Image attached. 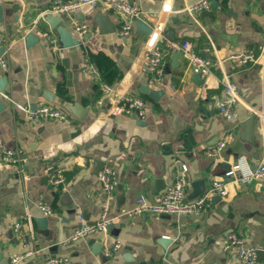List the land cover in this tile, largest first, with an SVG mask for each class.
<instances>
[{
  "label": "crops",
  "instance_id": "obj_1",
  "mask_svg": "<svg viewBox=\"0 0 264 264\" xmlns=\"http://www.w3.org/2000/svg\"><path fill=\"white\" fill-rule=\"evenodd\" d=\"M51 1L0 0L3 55L10 65L7 74H0V79L9 78L8 95L0 93L5 106L0 112V264H9L24 251L15 232L18 222L41 249L38 260L26 264H44L50 256L66 258L65 264H237L236 252L225 244L232 231L259 249L257 264H264V178L252 185L231 183L229 195L215 196L201 216L124 215L140 196L158 202L183 165L188 167L191 200L196 190L205 191L224 178L227 164L243 160L253 170L263 159L264 0H218L215 8L213 0L210 9L196 16L186 8L198 0H127L158 17L151 35L135 27L128 37L117 34L120 20L101 1L63 17L81 41L70 49H61L42 19L49 15ZM97 13L110 16L115 33L99 34L93 21ZM30 17L33 24L27 22ZM76 23L90 30L80 37ZM170 31L175 42L191 43L196 53L212 60L211 72L202 81L183 56L172 67V52L165 59L171 72L164 73V84L149 85L142 61L153 49L165 47ZM27 32L40 38L31 48L26 47ZM246 50H253L259 61L243 64L232 58ZM89 63L99 78L84 70ZM223 76L239 89L233 121L223 118L218 108L229 99ZM104 85L113 90L107 97ZM145 85L156 96L141 93ZM47 93L53 94V102L46 100ZM130 95L146 101L144 119L135 112L114 114L121 98ZM43 104L62 109L70 122L33 123L17 108L36 110ZM76 104L85 108L81 119L68 109ZM253 116L256 120L247 124ZM223 138L228 143L221 158L207 157L204 152ZM8 149L21 150L20 163L7 161ZM104 167L118 179L108 212L114 232L64 245L81 225L80 216L87 223L100 219L107 202L98 177ZM57 171L65 177L58 186L51 182ZM40 203L49 205L53 214L45 216ZM37 218H47L46 227ZM161 238L170 242L163 246ZM115 244L121 247L106 257L105 250Z\"/></svg>",
  "mask_w": 264,
  "mask_h": 264
},
{
  "label": "built area",
  "instance_id": "obj_2",
  "mask_svg": "<svg viewBox=\"0 0 264 264\" xmlns=\"http://www.w3.org/2000/svg\"><path fill=\"white\" fill-rule=\"evenodd\" d=\"M105 2L115 12L120 20V27L117 34L121 37H128L134 31L136 22L144 19L145 12L136 4L127 0H52L47 13L50 15H57L60 17L76 16L81 12L86 5L95 6L99 2ZM213 0H198L196 3L188 6L186 11L192 16L210 9ZM77 34L82 37L90 30L86 24L74 25ZM215 48L214 44L211 43ZM3 46V38L0 32V48ZM209 51V50H208ZM264 53V45L261 47ZM172 52H182L183 57L188 60L190 70L192 73H200L206 76L211 72L212 60L206 56L196 53L191 43L175 41H168L163 48H155L142 61V71L149 77V85L162 86L164 84V67L166 56ZM234 59H239L241 63H257L260 57L256 56L253 50H246L240 56H233ZM10 65L8 59L2 54L0 55V74L5 75L9 72ZM84 70L93 77L99 78L97 69L90 63L86 64ZM223 91L229 95V99L220 103L218 108L220 115L228 121L235 119L234 101L238 99V86L230 81L229 76L222 78ZM104 95L107 97L113 92L112 87L104 85L102 87ZM24 111L28 118L33 123H41L48 120H56L61 122H70V116L62 109L50 104H43L36 110L30 107L17 106ZM137 113L142 119L146 115V101L135 95L125 96L121 98L114 114H130ZM228 143L227 138H223L216 147L210 148L204 152L207 157L221 158L222 152ZM21 150L8 149L5 151L7 161L18 164L21 161ZM188 167L183 165L180 174L176 180L166 187L164 195L158 202L152 203L145 196H140L137 199L136 206L126 212L124 215L134 217L142 214L147 215H168V216H201L207 209L210 208L211 202L215 196L225 198L229 195L230 184H244L252 185L264 178V157L260 163L251 169L243 160H239L236 164L230 165V168L224 173V178L214 180L210 187L206 189L200 196L191 200L187 199V191L189 182L186 178ZM99 181L102 189L106 195L107 202L102 209L101 217L94 223H87L84 217L80 216L81 225L73 232V234L64 240L63 244H71L81 239H85L94 233L108 234L107 228L114 219L108 217L110 203L113 200L116 188L118 186V179L116 174L109 168L104 167L99 172ZM52 184L58 186L65 182V177L61 171H57L52 175ZM39 208L45 216L53 214L52 208L40 203ZM117 219V218H115ZM15 232L22 242L24 251L21 254L15 255L11 258L9 264H26L28 261L35 262L38 260L41 249H38L35 242L27 235L20 222L15 225ZM225 244L229 249L236 252L237 264H257L259 260V249L257 247L247 246L244 237L237 232H229L225 238ZM120 244H115L112 249H106V257L111 256L114 251L120 248ZM66 258L50 256L45 260L44 264H65Z\"/></svg>",
  "mask_w": 264,
  "mask_h": 264
},
{
  "label": "water",
  "instance_id": "obj_3",
  "mask_svg": "<svg viewBox=\"0 0 264 264\" xmlns=\"http://www.w3.org/2000/svg\"><path fill=\"white\" fill-rule=\"evenodd\" d=\"M219 2L218 0L214 1L212 3V6L215 8L216 6H218ZM42 9V6L38 8V10ZM111 14H114V10L112 9L110 11ZM110 16H104L101 13H97L93 16V21L96 23V25L98 26V31L100 35H106V34H111V33H115L116 32V25L110 20L109 18ZM4 19V5L0 2V24H2ZM44 22H46L49 27L50 30L52 32H54L57 35L58 38V43L61 47V49H70V48H74L77 47L81 44V41L78 40L77 38H75L69 28V25L66 24L65 20L57 15H46L45 17L42 18ZM148 22L149 24H147L146 22ZM176 22V20H174ZM27 22L29 24H33L34 20L32 17L27 19ZM158 22V17L156 16H151L148 13L144 14V19L143 20H139L136 22V30L138 33H142V34H147V35H151L154 31L153 27H156ZM172 31H170L168 33L169 37H170V41H175V38L171 35ZM46 36H49L48 34H46ZM25 42H26V47L27 48H31L32 46L36 45L38 42H40V38L38 36H36L34 33L31 32H27L26 36H25ZM5 51V48L2 47L0 48V55H2ZM173 56V61L171 66L172 67H178L180 64H178V59L181 58L183 56L182 52H173L172 54ZM171 66L170 65H166L165 66V70L164 73L168 74L171 72ZM195 77L198 81H202V74L197 73L195 74ZM8 85H9V78L6 75L5 77L0 79V93L4 94V95H8L9 91H8ZM141 93L145 94V95H150V96H156V90L150 88L149 86L145 85L141 88ZM53 94L47 93L45 95V98L47 101L49 102H53ZM5 109V106L3 104V102L0 100V112H2ZM68 109L73 112L79 119H81V116L84 114V110L85 108H82L80 105L76 104V105H69ZM256 120V116H253L251 118V120L249 122H247V124L252 123ZM230 168V164H227V169ZM195 187L198 188L197 184H195ZM202 189V188H200ZM196 190L195 193L192 194L191 198H196L198 196H200L202 193V191L204 192V190ZM201 193V194H200ZM147 215V214H146ZM36 221L41 225V227H46L48 219L47 218H37ZM107 232L108 233H113L114 232V228L113 225L110 224L107 228ZM170 242V239L168 238H161L160 243L165 246L166 244H168ZM261 252H259L260 255ZM163 264H170L169 262L165 261L163 262Z\"/></svg>",
  "mask_w": 264,
  "mask_h": 264
}]
</instances>
